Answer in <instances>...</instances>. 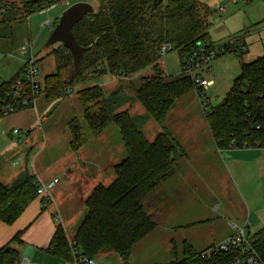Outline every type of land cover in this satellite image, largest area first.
Here are the masks:
<instances>
[{"label": "trees", "instance_id": "trees-1", "mask_svg": "<svg viewBox=\"0 0 264 264\" xmlns=\"http://www.w3.org/2000/svg\"><path fill=\"white\" fill-rule=\"evenodd\" d=\"M66 2L30 0L21 5L0 2V40L11 39L14 26L26 22L31 15ZM79 2L95 7V12L73 29L76 42L85 48L80 67L70 81L68 73L73 58L59 44L61 47L53 51L56 72L45 78L41 96L51 103L64 99L67 91L79 85L87 86L77 91L83 116L69 123L74 151L80 150L89 136L96 137L110 126L120 132L125 159L114 167V180L109 185H99L86 199V213L74 240L91 259L116 254L127 260L133 248L157 228L146 202L176 176L180 161L186 157L165 127L168 115L179 99L193 91L199 92L190 78L183 74L171 77L160 69V47L164 43L172 44L182 62L199 43H209L212 12L198 0H163L159 4L153 0ZM244 55H237L240 74L229 92L220 104L205 113L220 150H264V57L246 63ZM149 67L154 69V75L130 81L127 87L109 95L96 84L105 76L129 78ZM21 72L0 85V101ZM135 102L162 128L153 141L136 126V119L128 111H121L125 105ZM257 125L260 129H256ZM36 180L26 173L10 187L0 182V224L13 225L38 197ZM252 239L255 244L264 243V230ZM48 252L59 259L72 260L62 226L57 227ZM183 254L184 260L173 264H226L233 258L231 254H218L203 259L187 242L183 243ZM18 258L14 250L0 251V264H15Z\"/></svg>", "mask_w": 264, "mask_h": 264}, {"label": "crops", "instance_id": "crops-1", "mask_svg": "<svg viewBox=\"0 0 264 264\" xmlns=\"http://www.w3.org/2000/svg\"><path fill=\"white\" fill-rule=\"evenodd\" d=\"M9 3L21 4L22 2L20 0H15L14 2ZM223 11L225 10L222 9V12ZM41 13L44 15V12ZM58 19L59 18L56 20ZM56 20L50 19L48 21H50V23H54ZM42 24L44 26V23ZM257 42L258 41L252 38L250 35H248L247 42L242 40V43L246 46L245 54L248 53V56L254 60L264 57V43H261L262 50L260 52L258 49L260 43ZM23 43L24 41L18 48L13 49L12 53L10 54L11 57H17L18 59L15 60H18L20 63L13 65V63L10 62L8 64L7 69L11 71H8L6 75L12 73L9 80L15 77L22 70L25 60L28 57V54H23L22 52ZM243 61L248 63L247 57H243ZM231 66L232 65L230 64V61L219 60L214 64L213 67H209L207 73H210L211 70L218 72L225 67H229L228 69H230ZM2 73H0V77L2 76ZM138 74H140V72L132 76L135 77V79H138ZM132 76L129 78H132ZM110 78L111 76H105L103 78L106 79L105 84H109L111 82ZM9 80H0V85L8 82ZM129 81L132 80L129 79ZM94 84L95 83H91L89 85ZM215 86L216 83L213 87ZM194 93L195 95L193 97L186 95L179 99L177 102L180 104V110L174 114L171 113L177 107L175 104L166 120V129L169 130L171 135L181 145L186 157L180 161V169L176 176L168 180L163 186L167 184L166 188H168V190H170L172 187L174 193H178L181 196L184 195L183 193H186L185 190L192 191L190 194L192 195L195 193V189H199L198 185L204 186L209 182V180L210 183L217 185L223 183L227 178L234 187L235 183L238 185L236 181H239L240 179V183L243 186V180H246V173H244L242 170L243 168L241 167L244 166V163L257 166L258 170L263 173V149L230 148L220 150L218 148L207 124L205 114L203 121L198 113L189 112L190 107L194 106L197 108L200 105L198 93L196 91H194ZM39 98L36 99L35 105L32 108L22 110L11 116L0 118L2 119L0 121V164H2L4 155L9 152L10 146L13 147L16 146V144H21V153L15 155V157H12L11 159V168L14 170V174L11 173L8 178L7 173L10 172V170L7 171L8 168L1 167L4 166L1 165L0 177L2 180L4 178L7 183L13 182V180L17 181V179L26 173L35 176L43 183H50L54 179H58L59 182L53 189L54 192L53 195L51 193V196L53 201L54 199L56 201L54 202L56 206V214L58 213L60 215L61 213V215H64L69 219L70 217H73V220L71 221L66 218L68 226L65 225L63 220L61 221V226L66 232L67 241L69 243L71 239H74L76 231L84 218L86 199L99 185H109L114 180V167L119 165L125 159V148L123 146V141L118 129L115 126H110L102 134L96 137L89 136L87 143L80 150H72V136L69 129V123L76 118L81 119L83 116V111L81 110L77 114L71 113L69 116V113H66L64 110L58 115V117H56V119H54L53 123L43 125L44 122H47L45 118L50 115L51 111H53L63 99L50 103L45 99L44 96H41L40 99ZM129 105H131V103L125 105L121 111L127 107L128 112L130 113L132 109L130 108L129 111ZM203 122L206 123L207 129L204 126L202 128H196L195 125H202L204 124ZM39 126L41 129L36 131V128ZM158 128V132H161L162 128ZM13 129H18L21 134H13ZM9 139L11 144L6 146V143ZM55 148L61 150L59 157L47 165L44 170L38 169L39 166L37 164L41 154L47 149L51 150ZM29 167L33 170V173L30 172ZM235 175H237V180L235 179ZM195 180H197V185L194 183ZM161 188L150 197L153 198L151 200V204L148 203V201L146 202V207L147 204H150L149 207H151L149 208L150 210L147 207V210L150 214L155 216V219H157L160 214L166 213L164 208L168 203L167 201L165 203L161 201L160 196L163 195ZM234 188L238 191L237 186ZM206 189L208 190V187ZM247 196L249 197L248 193ZM44 201L45 200L43 198L37 197L13 225L8 226L5 224H0V230L2 231L0 234V251L3 249H6L7 251L11 249L9 248V242H19L21 244H25L27 247L23 249L21 260L27 258L31 261V264L32 257L34 255L33 248H39L50 254L48 249L57 231V226L55 224V219L53 220V216L47 210L45 204H43ZM239 201L241 207L248 203V200L245 197H242V201L240 199ZM207 210L209 213L207 214V218L205 220H191L187 223L174 221L172 229H177V231L184 228L196 229L200 227L203 222L208 221L209 223V221H216V218H218V213H216L217 210L214 208L213 210L212 208H207ZM213 217L215 219H212ZM229 222L235 221H231L229 219L227 222V228H230ZM69 230L74 232V236H70V232H68ZM260 231H257L256 233ZM3 233H5V235H3ZM212 233L213 229L211 230V234ZM232 234L224 237L219 242L229 238ZM179 239L182 243H189L195 249L191 239L189 240L184 236H179ZM214 244L216 243L210 244V246ZM210 246H208V248ZM53 257L62 261L64 264L68 262L67 260H62L55 256ZM18 262H20V258H18Z\"/></svg>", "mask_w": 264, "mask_h": 264}, {"label": "rangeland", "instance_id": "rangeland-1", "mask_svg": "<svg viewBox=\"0 0 264 264\" xmlns=\"http://www.w3.org/2000/svg\"><path fill=\"white\" fill-rule=\"evenodd\" d=\"M1 1L14 2L15 0H0V2ZM20 1L24 2L30 0ZM198 1L202 4L207 5L209 10L212 12L210 17L211 27L209 30V43L219 46L227 44L228 42L238 38L247 42L248 35H250L252 38L258 41L257 43H260L258 49L261 52V43H264V0H239L238 2H235V0ZM77 2H79V0H67L66 3L57 5L52 9L44 12V15H42V13L33 14L26 22L14 26L13 37L11 38L12 40H0V43L2 44H0V73L4 72L0 77L1 81H6L11 78L12 73L6 75L8 71H11L7 69V66L10 62L13 63V65H17L18 63H20L18 60H15L18 59L17 57H11L10 54L12 53L13 49L18 48L26 39H28L32 43L33 54L38 60V80L42 84H44L45 78L56 72V64L55 58L53 56V51L60 48L61 46L59 44L47 46V43L64 11ZM222 9H224L225 11L222 12ZM57 18L59 19L56 20ZM50 19L56 21L54 23L51 22L50 24L43 26L42 23L45 24V22ZM245 57H247L248 63L254 60L250 58V56H248V53L244 55V58ZM219 60L230 61V64L233 67L231 66L232 68L230 67V69H228L229 67H225L218 72L211 70L210 73H207V71L204 74V77L212 79L216 83V86L210 88V90L206 93L208 97L207 108L209 112L214 106H217L221 103L226 93H228L230 88L232 87L234 79L238 77L240 71L239 59L235 54H225L224 56L216 59L212 63L211 67H213L214 64ZM159 66L162 71H164L168 76L171 77H176L182 73L181 59L179 53L176 50H173L166 56L161 57V59L159 60ZM152 75H154V69L152 67H149L140 72V74H138L137 76L139 77L138 79H140L143 77H150ZM110 79L111 84H105L106 79H102L100 82L96 83L101 84L105 94L107 95L121 87H127L130 83L129 79L134 82L138 80L133 76L132 78L128 79H118L113 77H111ZM85 87L87 86L80 85L76 87L70 95H67L62 100V102L53 111H51L50 115L45 118L47 122H44L43 125L53 123L54 119H56V117H58V115L64 110L66 113H69V116L71 113L77 114L79 111H81L82 108L78 101L77 91ZM194 95V91L188 94V96L191 97H193ZM176 106L177 107L171 113L174 114L180 110V104H178V102H176ZM130 108L132 109L131 111ZM125 110L128 111V108L125 107L123 111ZM129 111L131 116L136 119V126L144 132L149 141H153L155 137L160 133L157 130L160 126L153 120L149 119L146 111L138 102L129 105ZM189 112L198 113V115L204 121L203 117L205 113L201 103L197 108L194 106L190 107ZM143 118H147V120L144 121ZM1 120L2 119H0V121ZM82 122L83 121H81V123ZM195 126L196 128H202L204 126L207 129L206 123L202 125L198 124ZM40 129L41 127L39 126L36 128V131ZM9 144H11L10 139L6 143V146ZM9 148V152L4 155L2 164H0V166L4 165L1 167H7V171L10 170V172L7 173L8 178L11 173L14 174V170L11 168V159L12 157H15V155L21 153V144H16V146H10ZM55 149H47L41 154L37 164L39 166L38 169L44 170L47 165H49L59 157L61 150L57 148ZM241 168H243L242 170L244 171V173H246V180H243L242 186L240 183V179L239 181L237 180L238 174L235 175V179L237 180L236 182L238 185H236V183L234 185L237 186L238 191L235 190V186L233 187V185L227 178L223 183L217 185L210 183L209 180V182L204 186L198 185L199 189H193L195 193H193L192 195H190L192 191L185 190L186 193H183L184 195L182 196L178 193L175 194L172 187L170 188V190H168V188H166V184L161 188L163 195L160 196L163 203H165L166 201L168 202L164 208L166 213L160 214L159 217L155 219L157 223L156 230L133 248L130 257L127 260L122 259L116 254H108L105 256H100L99 258L95 259V261L97 262V264L181 263L184 260V254L183 243L180 241L179 236H184L189 240L191 239L195 250L201 253L204 250L208 249V246H210V244L217 242L219 243V241L224 237L232 234V230H230V228H227V222L229 219L231 221H235L239 225L248 223V232L251 235L255 234L257 231L264 229V171L262 173L258 170L257 166H252L248 163H244V166H242ZM30 172L33 173V170L30 169ZM0 181L2 184L8 187L12 186L15 182L13 180V182L7 183L5 179L3 178L2 180L1 177ZM194 183L196 184L197 180H195ZM206 186L208 187V190L206 189ZM53 192L54 190L51 191L52 195ZM247 193L249 194L250 198L247 196ZM241 196L243 198L245 197L248 200V203L244 204L242 207L240 206L239 201V199L242 201ZM43 199L45 200L43 204H45L47 210L51 213L54 220L56 215H58V213L56 214L55 212V199L54 201L52 197ZM152 199L153 198H149L148 203L151 204ZM150 204H147L148 209L151 208L149 207ZM207 208H212V210L214 208L217 210V222L215 220L213 222L209 221V223L208 221H206L196 229L184 228L178 230L179 233L177 229H172L174 221L187 223L191 220H205L207 218V214L209 213ZM60 216L61 220H63L65 225L68 226L66 220L67 217L61 215V213ZM67 219L71 221L73 220V217ZM212 219L215 218L213 217ZM55 224L58 227L61 226L62 223L56 221ZM212 229L213 233L211 234ZM1 232L2 231L0 230V234ZM68 232H70V236H74V232H71L70 230ZM3 235H5V233H3ZM26 247L27 245L21 244L19 242H9V248L16 250L19 253L20 261L23 255V249H25ZM33 249L34 255L32 257V264H64L62 261L54 258L50 254L39 248Z\"/></svg>", "mask_w": 264, "mask_h": 264}, {"label": "built area", "instance_id": "built-area-1", "mask_svg": "<svg viewBox=\"0 0 264 264\" xmlns=\"http://www.w3.org/2000/svg\"><path fill=\"white\" fill-rule=\"evenodd\" d=\"M238 1L235 0V2ZM48 24H50V21L45 22L44 25ZM241 40L240 38L234 39L227 44L219 46L211 43H199L191 54L181 62V74L190 78L198 89V98L204 113L208 111L206 93L215 84L214 80L204 77V74L216 59L228 52L236 56L245 53L246 46ZM173 50L174 46L172 44L164 43L160 47V56L164 57ZM22 52L23 54H28V57L25 60L20 77L14 82L6 97L0 101V118L32 108L36 99L41 97L44 90V85L38 80V60L33 54L32 44L28 39L24 40ZM71 93V90L67 91L66 96ZM256 129H260V126L257 125ZM13 134L20 135L21 132L18 129H13ZM58 182V179H54L50 183H43L37 179L35 185L38 197L51 198V191ZM55 220L61 222V216L59 214L56 215ZM229 227L233 234L224 241L216 243L201 252V258L210 259L218 254H231L233 258L226 264H264V243H254L253 235L248 232L249 224L239 225L236 222H229ZM69 247L72 260L65 264H97L94 259L84 255L74 239L69 241ZM15 264H31V261L24 258Z\"/></svg>", "mask_w": 264, "mask_h": 264}, {"label": "water", "instance_id": "water-1", "mask_svg": "<svg viewBox=\"0 0 264 264\" xmlns=\"http://www.w3.org/2000/svg\"><path fill=\"white\" fill-rule=\"evenodd\" d=\"M154 4H159L163 0H153ZM95 7L86 2H77L64 11L59 19L57 26L52 32L47 46L61 44L71 53L73 62L68 73V79L71 81L78 71L83 59L85 48L78 45L73 34L74 27L81 22L87 15L93 14Z\"/></svg>", "mask_w": 264, "mask_h": 264}]
</instances>
